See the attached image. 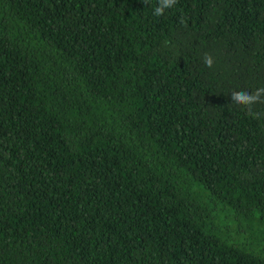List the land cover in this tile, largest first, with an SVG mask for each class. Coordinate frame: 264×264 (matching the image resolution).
<instances>
[{"label":"trees","instance_id":"obj_1","mask_svg":"<svg viewBox=\"0 0 264 264\" xmlns=\"http://www.w3.org/2000/svg\"><path fill=\"white\" fill-rule=\"evenodd\" d=\"M156 3L0 0V264H264V0Z\"/></svg>","mask_w":264,"mask_h":264},{"label":"clouds","instance_id":"obj_2","mask_svg":"<svg viewBox=\"0 0 264 264\" xmlns=\"http://www.w3.org/2000/svg\"><path fill=\"white\" fill-rule=\"evenodd\" d=\"M147 3L148 0H145ZM178 0H157L156 6L153 8L154 16H162L166 10L175 7ZM204 63L206 67L211 68L214 64V59L211 55L205 54ZM232 104L237 106H243L249 111L252 110V106L258 103L264 104V87L257 88L255 91L249 93L245 92H233L231 96Z\"/></svg>","mask_w":264,"mask_h":264}]
</instances>
